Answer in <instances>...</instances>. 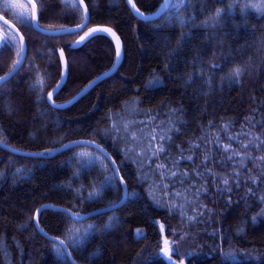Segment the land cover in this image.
<instances>
[{
	"label": "trees",
	"instance_id": "trees-1",
	"mask_svg": "<svg viewBox=\"0 0 264 264\" xmlns=\"http://www.w3.org/2000/svg\"><path fill=\"white\" fill-rule=\"evenodd\" d=\"M5 1L0 14L19 29L26 51L0 84V140L44 154L96 141L115 160L127 196L110 211L81 217L123 195L99 151L73 145L30 156L0 147V264H73L35 226L47 204L77 214L47 207L37 222L78 263L264 264V0H170L162 13L164 0H132L135 9L127 0H83L84 28L58 35L37 30L31 10L21 23ZM33 1L42 29L85 21L77 0ZM94 27L118 36L117 65L106 33L77 43ZM5 37L0 76L20 57L19 38L0 21V43ZM159 145L164 153L152 156L148 150ZM169 169L177 176L161 178Z\"/></svg>",
	"mask_w": 264,
	"mask_h": 264
},
{
	"label": "water",
	"instance_id": "water-1",
	"mask_svg": "<svg viewBox=\"0 0 264 264\" xmlns=\"http://www.w3.org/2000/svg\"><path fill=\"white\" fill-rule=\"evenodd\" d=\"M29 6H31V13H32V24L33 26L39 30L40 32L42 33H46V34H52V35H58V34H62V33H66V32H69V31H74V30H77V29H82L84 28V26L86 25V22H87V16H88V10H87V7L85 5V2L83 0H77V2H79L83 12H84V18H85V21L83 22V24L80 26V27H68V28H60V29H54V30H45V29H42L40 28L39 26L37 27L38 25V20H37V15H38V11H37V6L35 4V2L33 0H25ZM170 2V0H169ZM0 21L3 22L4 24H6L9 28H11L13 30V32L17 35V37L19 38V41H20V44H21V47H23V52L20 53V57H19V65L17 67V69L9 76V73L10 71H8L7 73H5L4 75H1L0 77H11L19 68L20 66L22 65V62L24 60V56H25V51H26V44H25V39L23 37V35L21 34V32L19 31V29L12 23L10 22L9 20H7L5 17H3L1 14H0ZM92 29H97L98 31L97 32H103V33H106L107 35H109L111 37V39L113 40L114 44H115V47H117V41L119 42V46H120V55L119 57H117V61H116V65L118 64V61L120 59V56H121V45H120V40L118 38V36L111 30V32H105L103 31V29H109V28H104V27H94V28H91V29H88L86 32H90ZM85 32V33H86ZM84 33V34H85ZM96 33V32H95ZM112 33L115 34V36L112 35ZM83 34V35H84ZM94 34V33H93ZM82 35V36H83ZM89 37V36H88ZM87 37V38H88ZM86 38V39H87ZM84 41V40H83ZM80 39L78 40V44H80L81 42ZM115 68V66L113 67V69ZM13 69V68H12ZM11 69V70H12ZM113 69H110L109 71H106L102 74H100L99 76L95 77L90 83H88L85 87H83L78 93H76L71 99H69L68 101L64 102L62 105L65 106L67 104H70L72 103L73 101H75L76 99H78L80 96H82L87 90H89L96 82H98L102 77L106 76L107 74H109ZM63 81H64V74L62 75V77L60 78L59 82L55 85V87L52 89L51 93L55 92L56 90H58L62 84H63ZM1 84V83H0ZM73 145H86V146H91L93 148H95L97 151H99L106 159L107 161L109 162V164L111 165L113 171H114V174L116 176V178L118 179V181L121 183V185L123 186V195L121 197V199L117 202V203H114V204H111V205H107L103 208H99V209H96V210H93L89 213H86L84 215H82L81 217H87V216H90L92 214H95V213H99V212H105V211H110L112 210L113 208L115 207H118L122 204V202L125 200L126 196H127V189H126V186H125V183L121 182V176L119 175V170H118V167H117V164L115 162V160L113 159V157L109 154V152L99 143H97L96 141H93L91 139H79V140H74V141H70V142H67L59 147H56L54 149H52L50 151V153L48 154H44L43 152H39V153H29V152H25V151H22V150H19V149H15V148H12L10 146H8L7 144H5L4 142H2L0 140V147L12 152V153H15V154H24V155H30V156H51V155H54L56 154L57 152L69 147V146H73ZM52 208L54 210H59V211H63V212H66L67 214H69L70 216L72 217H75L73 216L72 214L75 212L69 208H66V207H63V206H55V205H51V204H47V205H42L40 206L36 213H35V218H34V221H35V226L37 228V230L43 235L45 236L46 238L50 239V240H54L56 241L57 243L60 244V246L62 247L64 253L66 254V256L69 258V260L73 263V264H82V263H78L76 262L73 257L71 256V252L67 247H65L66 244H61L60 241L62 239L60 238H57V237H53L51 235H49L48 233H46L45 231H43L40 227H39V224L37 222V215L39 213V211L42 209V208Z\"/></svg>",
	"mask_w": 264,
	"mask_h": 264
},
{
	"label": "snow or ice",
	"instance_id": "snow-or-ice-1",
	"mask_svg": "<svg viewBox=\"0 0 264 264\" xmlns=\"http://www.w3.org/2000/svg\"><path fill=\"white\" fill-rule=\"evenodd\" d=\"M127 2L132 4V0H127ZM253 7L254 8H259V7H261V5H253ZM132 8L135 9V4H132ZM167 8H169V0H164V3L158 9V12L162 13ZM136 11H137V13L139 15L143 16V13H139V9H136ZM217 15H219V13H217ZM24 20H25V17H20L21 23H23ZM37 27H38V25H37ZM97 31H98L97 29H92L90 32H86L83 36L80 37V40L81 41L85 40L88 36L92 35L93 33L97 32ZM103 31L111 32V29H103ZM112 35L115 36L114 33H112ZM9 43H10V40L7 37L3 38V42L0 43V48H3L4 46L8 45ZM23 50H24L23 47H21L20 52H18L17 55L19 56L20 53L23 52ZM62 55H63V52L61 51V56ZM119 55H120V46H119V42L117 41L116 56L119 57ZM18 65H19V61H17L16 65H14L13 69L10 70L9 76L17 69ZM240 72H241V69L236 68V69H234V73L233 74L235 76H239ZM8 78L9 77H0V83L6 82ZM48 97H49V99H51L52 93H49ZM132 139H133V141L136 140V134L135 133L132 134ZM155 139H156V136H152V140H155ZM160 139L164 140L165 137L161 136ZM261 146H264V145H261ZM245 147H247V145ZM129 151H133V149L130 148ZM142 151L145 153V156H146L147 155V151H145L143 149H142ZM148 151H151L152 156H158L159 154L164 153L165 149H164L163 145H159L158 147L153 148V149H149ZM225 151H227V148L225 149ZM234 155H239V153H235ZM149 159H150V157H149ZM187 159L191 160L192 157L189 156V157H187ZM229 159H231V157ZM260 160H264V156L260 157ZM175 163L176 162L173 161V164H175ZM241 163H243V162L241 161ZM156 167H157L158 170H160V169H165L166 165L158 164ZM160 175H161V178L165 177L166 175H170V176L175 177V176H177V172L176 171H172V170L169 169L168 171H161ZM183 175L186 176L187 173L185 172ZM252 180H253V183L256 182V178H252ZM121 182H122V178H121ZM222 182H223V184L227 185L229 183V179L227 177H225V178H223ZM91 195H96V193H93ZM72 215L76 216L77 214L73 213ZM60 243L61 244H65V241L61 240ZM75 243L78 244L79 241H76ZM65 247H67V245H65ZM162 251H163L164 255L166 257H168L169 260H171L172 257L170 255L169 242H168L167 239L164 240V247H163Z\"/></svg>",
	"mask_w": 264,
	"mask_h": 264
},
{
	"label": "rangeland",
	"instance_id": "rangeland-1",
	"mask_svg": "<svg viewBox=\"0 0 264 264\" xmlns=\"http://www.w3.org/2000/svg\"><path fill=\"white\" fill-rule=\"evenodd\" d=\"M5 4H10L20 17L26 18L31 10V6L26 4L24 0H6Z\"/></svg>",
	"mask_w": 264,
	"mask_h": 264
}]
</instances>
